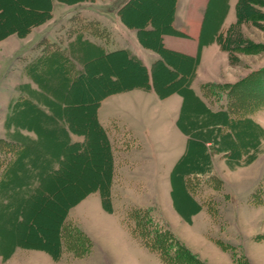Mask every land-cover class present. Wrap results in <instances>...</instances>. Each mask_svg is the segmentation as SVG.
<instances>
[{
    "label": "crops",
    "instance_id": "crops-1",
    "mask_svg": "<svg viewBox=\"0 0 264 264\" xmlns=\"http://www.w3.org/2000/svg\"><path fill=\"white\" fill-rule=\"evenodd\" d=\"M238 3L30 0L18 3L15 17L0 1V75L6 61L17 63L14 72L7 71L0 98V138L12 147L0 165L1 256L19 248L52 259L47 251L52 249L60 260L67 252L59 234L75 227L91 241L87 257L96 246L93 226L103 264H126L117 247L120 242L129 247L134 237L117 219L118 211L123 217L128 209H157L173 223L193 228L207 212L198 188L192 192L185 182L209 167L228 197L243 193L249 198L264 179V109L235 119L226 104L212 101L203 89L234 84L264 67L256 56L234 63L219 43L233 32ZM89 83L97 94L88 105V125L80 127L68 101ZM93 146L102 150V167L97 179L82 171L79 187L67 190L86 195L67 210L63 206L55 243L48 245L42 234L44 246L15 243L14 226L26 220L25 210L36 195L49 196L50 181L59 170L63 174L67 154L93 159ZM198 147L206 165L194 164ZM107 167L110 210L100 195ZM90 211L92 223L80 225L77 217Z\"/></svg>",
    "mask_w": 264,
    "mask_h": 264
},
{
    "label": "rangeland",
    "instance_id": "rangeland-1",
    "mask_svg": "<svg viewBox=\"0 0 264 264\" xmlns=\"http://www.w3.org/2000/svg\"><path fill=\"white\" fill-rule=\"evenodd\" d=\"M1 1V0H0ZM243 3L239 6L240 17H242L241 23H236L233 28V32L224 35V39L230 42L233 41L234 45H230L229 52L231 60L234 63L239 62V58L258 57L260 62L264 60V0H242ZM9 5L8 13L17 17V5L19 2L30 3V0H5ZM242 31V32H241ZM229 41L227 42L229 44ZM236 45V43H240ZM246 42L252 44L247 46ZM255 45L262 46L257 50ZM250 50V52H241L243 48ZM4 73L0 75V98L5 91V83L8 81L7 71H13L17 68V63L12 61H6L2 66ZM109 65L102 67V71H108ZM263 68V67H262ZM119 69L123 70V66ZM261 69V68H260ZM126 83V82H125ZM86 88L82 86L79 90L78 98L69 99L70 110L76 111L78 118V124L80 127H86L89 121V108L88 105L92 102L93 97L97 94L92 87ZM223 91V90H222ZM209 99L216 103L223 102L226 104L225 92H221L218 89H213ZM210 94V93H209ZM84 106L85 108L81 107ZM81 107V108H78ZM1 139V138H0ZM7 149H0V165L6 162L3 153H7ZM94 158L89 157L76 158L72 152L67 154V161L63 164V174L54 177L50 181L49 193L53 196V201L46 203L43 197H40L37 201L29 203L25 210L26 223L24 228H20L17 234L12 233L11 239L18 241L19 243H25L19 235L29 238L31 242L38 246H44L41 239L38 238L39 234H42L49 243L55 238V228L59 219V213L62 211V203L67 201V190L71 188L79 187V181L81 179L82 171L91 176L90 179H97V169H101L103 161V153L100 148L93 149ZM250 156V155H249ZM251 157V156H250ZM246 160L243 161L245 163ZM251 161V159H250ZM68 168L70 171H67ZM252 169L247 173L250 174ZM255 173H252L254 175ZM215 176L221 183V189L214 190V181L205 183L207 177L202 178L201 183L198 185V195L207 215L202 212L196 219V223L193 228L187 225H179L173 223L168 215L160 212L157 209H152L150 212L151 219L155 224L160 227L168 228L173 234L194 254H196L206 264H264V239L257 240L258 237L264 236V179L262 184L253 192L250 193L247 199L243 193L238 196L228 197V193L223 188V182L219 177ZM208 180V179H207ZM77 185V186H76ZM216 187V186H215ZM236 188V187H234ZM74 193L71 197L76 199L79 192ZM77 195H76V194ZM236 193V190L234 191ZM67 195V196H66ZM238 195V194H237ZM230 199V200H229ZM206 205V206H205ZM213 205L215 208H213ZM59 210V211H58ZM123 211H118L117 219L125 222V227L129 229L128 224L134 228L133 222L127 214ZM88 214V217L87 215ZM206 217V221H203V217ZM77 215L75 214V218ZM95 214L93 211L86 212L82 216L77 217V221L80 225L85 226L88 222L92 223ZM166 220L169 222L167 225ZM166 223V224H165ZM153 227L149 225L145 226L146 234L152 232ZM94 231L95 247L91 253L82 259L71 258V254H63L60 260L54 261L49 255L42 251L35 250H23L14 249L11 250L12 256L3 257L0 254V264H103V257L99 251V233L96 229ZM145 239L149 240V235ZM128 240L131 237L126 233ZM133 238V237H132ZM130 242H120L117 247L120 251L119 256L126 264H162L158 257L150 252L147 248L143 247L140 239H131ZM144 240V238H143ZM134 244V245H133ZM137 244V246H135ZM28 246L30 243L27 244ZM32 245V244H31ZM229 246L230 250H225ZM127 254H131L128 256Z\"/></svg>",
    "mask_w": 264,
    "mask_h": 264
},
{
    "label": "trees",
    "instance_id": "trees-1",
    "mask_svg": "<svg viewBox=\"0 0 264 264\" xmlns=\"http://www.w3.org/2000/svg\"><path fill=\"white\" fill-rule=\"evenodd\" d=\"M243 3L242 0H239L238 3V9H237V23L240 24L242 17H240L239 13V6ZM20 12H24L26 15L29 13L27 10H24L21 5H19ZM234 28V27H233ZM233 30V29H231ZM230 33V32H229ZM2 33H0L1 35ZM229 40H225L224 36L219 38V43L221 44V47L223 50L231 52L229 49L230 45H234L233 41H229V44L227 43ZM240 45V43H236V45ZM247 46H252L251 43L246 42ZM254 48L257 50L261 49L262 46L255 45ZM241 52H250V50H247L246 47L241 50ZM134 83V80H127L126 84L131 85ZM205 90V94L207 96H211V92L213 89H218L221 92H225L226 96V108L227 111L235 117V119H248V116H251L255 112L264 109V67L261 68L258 71L250 73L245 78L241 79L240 81L231 84V85H215V84H209L205 85L203 87ZM223 90V91H222ZM210 93V94H209ZM94 148V146L92 147ZM0 149H7L6 151H10L12 147L4 142L2 139H0ZM194 164L196 166L198 165H206L208 162H205L203 152L201 147L196 149V152L193 155ZM106 165V164H105ZM210 166V165H209ZM209 172H204V174L198 175H191L187 177L186 179V185L187 188H189L192 192H194L198 185L201 183L202 178L207 177L205 180V183L211 181H214V187H212L214 190L221 189L222 183L211 174V168L209 167ZM62 170H59L56 173V176L61 175ZM207 173V174H206ZM111 181L110 176V170L109 167H107V177H106V190L101 192V198L103 202V206L105 209L110 210V200H109V185ZM216 186V187H215ZM195 189V190H194ZM67 194V193H66ZM74 193L68 192L67 201L65 203H62L63 206L66 205L64 209H68L70 205H74L77 203L82 197H84L83 192H79L76 199H72V195ZM40 198V195H36L35 201H37ZM43 199L46 203H49L50 201H53V196L49 193V196H43ZM213 208L215 206L213 205ZM63 210V209H62ZM152 209H131L127 217L132 220L134 228H132L128 224V230L133 235L135 239H140L141 244L147 248L149 251L155 253L159 260L162 262V264H206L204 261H202L196 254L192 253L174 234L166 227H160L158 224L154 223V220L150 217V212ZM59 211V210H58ZM61 214V213H59ZM26 218V217H25ZM26 223V220H24L20 224H16L14 227L17 231L20 230V228H24ZM153 227L152 232L145 233V226ZM126 226V225H125ZM144 234L146 236L149 235V240L145 239ZM20 238L25 242L22 243L25 246H28L27 244L30 243L29 246L31 247H38V245L34 244L29 240V238L26 239V237L20 236ZM60 241L63 245V251L71 254V256L75 259H80L85 257L91 250L92 244L89 238L80 230H78L75 227H67L63 228L59 234ZM144 238V240H143ZM264 236H260L257 238V240H263ZM55 243V240H53ZM17 243V241H15ZM32 244V245H31ZM48 245H50L49 242H47ZM232 247L227 246L225 250H230ZM48 252H50L52 255V259L58 260L60 258L59 255L55 254L56 251L52 249H47Z\"/></svg>",
    "mask_w": 264,
    "mask_h": 264
}]
</instances>
